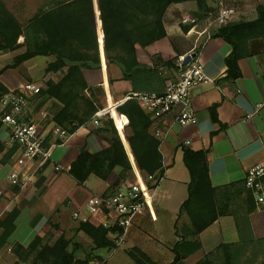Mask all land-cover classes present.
<instances>
[{"label":"crops","instance_id":"1","mask_svg":"<svg viewBox=\"0 0 264 264\" xmlns=\"http://www.w3.org/2000/svg\"><path fill=\"white\" fill-rule=\"evenodd\" d=\"M222 2L236 9L230 22L256 19L257 6L264 4V0ZM208 5V13H214L218 3L216 0H208ZM196 12L194 1L171 3L163 16L165 36L145 47L136 46L138 62L153 68L164 79L159 87L149 89L141 86L135 91L131 81L123 79L121 70L114 64L108 65L106 69L82 70L85 80L104 109H110L127 99L132 92L161 91L167 78L164 70L167 69L168 76H175V60L189 53H195L209 78V81L200 83L189 91L188 101L197 117L195 123L180 125L174 114H167L153 121L151 132L154 134L158 128L162 130V137L158 139L163 174L157 185L148 190L150 201L144 211L134 218L123 242L111 250L100 251L105 264H138L129 254V250L133 248L140 250L155 264L173 261L172 248L179 240L175 226L177 223L178 226L187 223L186 216L179 214L180 206L188 194L187 184L190 178L183 162V146L193 150L208 148L209 179L216 187L243 181L250 167L264 162V38L255 37L248 41L245 49L248 54L237 60L240 75L230 79L227 77L225 57L230 53L231 45L216 36L219 26L208 27L204 21L207 14L202 18L198 17L196 25L180 22L181 15L197 16ZM2 55L1 53L0 56ZM31 60L23 62L22 66L29 64ZM165 61H170L171 64L165 65ZM8 63L0 66V69ZM28 80L35 82L28 76L22 77L17 67L5 68L0 74V82L8 90L16 89ZM107 103L111 104L105 106ZM213 105L218 121L211 118L210 108ZM59 107L58 101L46 95L34 94L28 99L27 119L39 122L44 125L42 128L49 129L54 125L52 117ZM99 125L89 121L68 134L62 145L53 146L52 161L42 166L34 160L18 166L15 163V147L5 143L6 129L0 125V143L3 145V150L0 151V220L14 207L18 209L7 246L11 248L15 242L27 246L34 236L44 235V226L48 220L57 223L65 234L74 227L77 235H81L82 231H77L79 220L71 217L74 211L80 212L95 225L113 217L112 214L103 212L90 214L85 207L97 195L113 192L123 181L116 182L119 168L111 170L106 179L90 175L83 183H78L68 173L81 147L97 152L108 146L107 133L99 131ZM10 149L13 150L12 154L4 156ZM55 165L60 168L55 169ZM14 169L19 170L20 181L16 185L8 178ZM67 177L72 178L74 183L70 185V190L57 197L65 188ZM126 177L143 186L151 183L147 174L141 170L129 171ZM242 226L246 230L251 229L255 237L264 236V205L255 203V208L247 216V223L243 222ZM198 238L200 249L187 256L184 264H194L204 253L220 243L238 241L235 216H220L202 230ZM3 252L0 251V259Z\"/></svg>","mask_w":264,"mask_h":264},{"label":"trees","instance_id":"2","mask_svg":"<svg viewBox=\"0 0 264 264\" xmlns=\"http://www.w3.org/2000/svg\"><path fill=\"white\" fill-rule=\"evenodd\" d=\"M185 1L189 0H59L38 10L25 24H21L0 1V51L25 46V50L14 57L11 66L36 55L54 56V60L47 63L45 72L59 73V77L46 79L38 94L60 103L52 121L70 134L89 122L102 108L82 69H106L114 64L121 70L122 78L131 81L135 91L141 86L154 89L163 83L164 79L153 68L138 62L136 46L145 47L164 37L166 8L171 3ZM190 1L196 3L197 17L210 11L208 0ZM216 36L231 45L225 64L227 77L235 79L240 75L237 60L248 54L245 51L248 41L255 37L264 38V4L257 6L256 19L228 22L219 26ZM163 63L171 64L170 61ZM3 70L0 69V74ZM7 91L8 88L0 82V96ZM115 106L100 110L101 113L111 112V117L99 119V131L107 133L108 146L97 152L81 147L68 169L69 175L83 183L90 175L106 179L111 170L119 168L117 183L132 170L154 175L158 183L163 174L162 157L160 141L151 132L153 120L150 114L133 97ZM210 113L213 121H218L215 105L210 108ZM207 149L182 147L183 162L190 178L188 194L179 214L186 216L187 223L175 226L179 240L172 248L173 261L168 264H182L187 256L199 250V233L223 215L235 216L238 241L220 243L194 264H234V250L254 238L251 229L242 226L255 208L251 190L244 180L213 186L209 179ZM12 152L10 149L4 156H10ZM17 214L18 209L14 207L0 220V246L14 229ZM77 231L86 234L95 249L115 248L111 234L118 232L116 227L79 221ZM77 246L78 243L66 238L57 223L48 222L44 226V235L34 236L27 246L15 242L11 249L29 264H88V257L80 259L76 256ZM129 254L138 264H155L136 248L129 250ZM219 255L221 263L215 261Z\"/></svg>","mask_w":264,"mask_h":264},{"label":"built area","instance_id":"3","mask_svg":"<svg viewBox=\"0 0 264 264\" xmlns=\"http://www.w3.org/2000/svg\"><path fill=\"white\" fill-rule=\"evenodd\" d=\"M216 1L218 3L216 11L207 13L204 19L208 27L224 25L230 22L236 14L235 7L224 5L222 0ZM180 22L196 25L199 18L183 14ZM175 64L177 67L175 76H168L167 69L164 70L167 78L161 91L132 92L128 98L136 99L144 111L150 114L153 121L167 114H174L180 125L195 123L197 117L188 101L189 91L192 87L209 81V78L204 73L202 63L195 56L191 57L187 64H183L182 57L177 58ZM40 90L41 86L36 82L26 81L18 88L8 90L0 96V123L7 133L5 143L15 147V163L18 166H23L33 160L37 161L39 166L51 162L53 146L62 145L63 139L69 134L59 125L54 124L49 129H44L43 124L27 119L28 99L38 94ZM113 109L116 111V106ZM100 110L96 111L90 120L95 125H99V119L102 116L109 114L111 117L110 111L101 113ZM154 135L161 138L162 130L156 129ZM59 168L55 165V169ZM147 177L151 182L149 186H143L130 179L123 180L113 192L97 195L92 201L86 203L85 209L90 214L103 212L113 215L110 219H105L102 225L118 229V232L111 234L115 248L123 242L134 218L144 211L150 201L148 190L157 185V179L154 175H147ZM8 178L12 184H18L19 170L11 171ZM244 182L251 190L256 205H264V162L250 167L244 176ZM73 218L88 221V218L78 211L73 212ZM88 264H105V259H95Z\"/></svg>","mask_w":264,"mask_h":264},{"label":"rangeland","instance_id":"4","mask_svg":"<svg viewBox=\"0 0 264 264\" xmlns=\"http://www.w3.org/2000/svg\"><path fill=\"white\" fill-rule=\"evenodd\" d=\"M0 1H2V3L7 8V10L21 24H25L31 17H33L37 13L38 10L48 8L59 0H0ZM24 50H25V46H20L14 50L0 51V54L1 53L3 54L2 56H0V66L9 62L8 65H5L3 67L4 69L7 66L11 68L17 67V70L19 71L20 75H22V77L28 76L32 78L33 80H35V82L37 83L39 82L40 84L39 83L38 84L41 86V88L44 86V81L46 79L48 78L57 79L59 77V73H53V72L46 73L45 72V67L47 63L54 60V56L50 54L49 55H36L27 60L22 61L16 66H11L14 63V57L22 53ZM12 52L14 53L11 56L10 54ZM5 53H8V54H5ZM30 59L32 60L30 61V63L28 62L29 64H25L24 66H22L23 62H26ZM103 65H106V64L103 62ZM84 69H88V68H84ZM28 81H31V80H28ZM108 104H111V103H107L105 104V106H107ZM104 116L110 117L109 114H106ZM127 179L129 178L125 177L123 180H127ZM72 183H74L72 178L67 177V183L65 185V188H63V190H61L58 193L57 197L61 196L63 192H67L68 190H70V185ZM100 195H103V194H100ZM71 217L73 218V215H71ZM48 222H54V221L48 220ZM70 229H71L70 231L64 234L66 238L70 239L72 242L78 243V246L75 252L78 258L82 259L84 257H88L89 260L92 261L95 259H100V257H103L100 254V251H104V250L93 248L91 239L86 234L82 232L81 235H77V232L74 227H71ZM1 232L2 231L0 229V234ZM7 240L0 246V251L1 252L4 251L0 259V262H2L3 264H29V261H23L22 259L18 258L17 255H15L13 250L9 246H7V243H8ZM71 247H73V245H71ZM234 258H233L235 262L234 264H264V236H261V237L254 236L253 240L246 241L242 248L236 251L234 250ZM215 261L221 263L222 257L219 255L218 257L215 258ZM182 264H184V262Z\"/></svg>","mask_w":264,"mask_h":264},{"label":"water","instance_id":"5","mask_svg":"<svg viewBox=\"0 0 264 264\" xmlns=\"http://www.w3.org/2000/svg\"><path fill=\"white\" fill-rule=\"evenodd\" d=\"M195 53H189L187 55H185L183 57V64H187L189 62V60L191 59V57H194Z\"/></svg>","mask_w":264,"mask_h":264}]
</instances>
